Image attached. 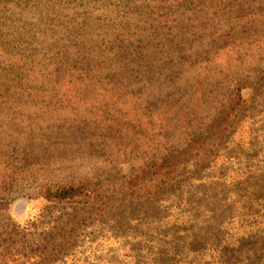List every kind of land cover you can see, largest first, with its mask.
Returning <instances> with one entry per match:
<instances>
[{
	"label": "trees",
	"instance_id": "trees-1",
	"mask_svg": "<svg viewBox=\"0 0 264 264\" xmlns=\"http://www.w3.org/2000/svg\"><path fill=\"white\" fill-rule=\"evenodd\" d=\"M262 61L264 0H0V175L53 176L45 203L94 201L73 158L145 141L141 174L166 178L179 140L190 158L227 132ZM229 246L215 264H264Z\"/></svg>",
	"mask_w": 264,
	"mask_h": 264
},
{
	"label": "rangeland",
	"instance_id": "rangeland-1",
	"mask_svg": "<svg viewBox=\"0 0 264 264\" xmlns=\"http://www.w3.org/2000/svg\"><path fill=\"white\" fill-rule=\"evenodd\" d=\"M256 69L239 86L242 99L227 132L190 158L179 140L182 157L171 161L166 178L155 170L141 174L152 154L145 141L72 157L70 176L95 184L94 201L45 203L38 186L53 176L0 175V264L18 257L25 264H215V251L229 245L262 256L264 61ZM16 158L10 165H23Z\"/></svg>",
	"mask_w": 264,
	"mask_h": 264
}]
</instances>
